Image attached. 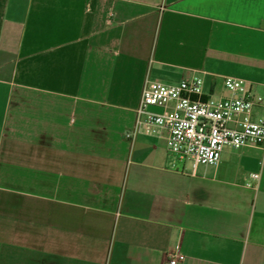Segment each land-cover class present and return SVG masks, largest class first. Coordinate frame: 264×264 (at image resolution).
Masks as SVG:
<instances>
[{
	"label": "crops",
	"instance_id": "1",
	"mask_svg": "<svg viewBox=\"0 0 264 264\" xmlns=\"http://www.w3.org/2000/svg\"><path fill=\"white\" fill-rule=\"evenodd\" d=\"M228 77L264 120V0H0V264H264V147L127 137L146 82Z\"/></svg>",
	"mask_w": 264,
	"mask_h": 264
},
{
	"label": "built area",
	"instance_id": "2",
	"mask_svg": "<svg viewBox=\"0 0 264 264\" xmlns=\"http://www.w3.org/2000/svg\"><path fill=\"white\" fill-rule=\"evenodd\" d=\"M222 84L226 96L205 98L199 78L184 79L176 85L146 82L127 137L165 133L168 154L187 164L192 173L218 164L226 148L264 147V120L254 116L260 98L242 79L228 77ZM251 179L257 181L259 174H251ZM183 260L182 254L172 253L164 264Z\"/></svg>",
	"mask_w": 264,
	"mask_h": 264
}]
</instances>
